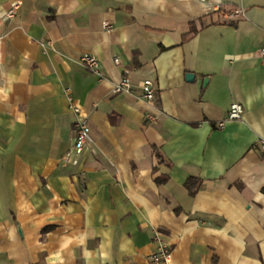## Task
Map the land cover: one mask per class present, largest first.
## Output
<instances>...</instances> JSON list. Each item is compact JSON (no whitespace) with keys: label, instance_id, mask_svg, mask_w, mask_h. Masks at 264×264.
<instances>
[{"label":"crops","instance_id":"0c3cea01","mask_svg":"<svg viewBox=\"0 0 264 264\" xmlns=\"http://www.w3.org/2000/svg\"><path fill=\"white\" fill-rule=\"evenodd\" d=\"M263 47L264 0H0V264H264Z\"/></svg>","mask_w":264,"mask_h":264},{"label":"built area","instance_id":"2783aa9c","mask_svg":"<svg viewBox=\"0 0 264 264\" xmlns=\"http://www.w3.org/2000/svg\"><path fill=\"white\" fill-rule=\"evenodd\" d=\"M16 7V3H12L11 9L8 12V16L13 13ZM103 27L107 30H111V24L108 22L103 23ZM261 53L264 55V47L261 49ZM83 65L95 74L100 75V62L91 54H83L80 57ZM113 62L119 64V58L114 57ZM133 90V84L127 77H121L119 81L113 86V93H130ZM64 91L68 97V107L74 114L75 118L73 121V142L70 149L63 156V160L73 165H78L80 157L82 156L85 148L92 142L90 134V126L88 119L82 114L80 107L74 103L73 96L69 87H65ZM139 91L141 98L147 103L153 104L155 100V85L151 79H145L139 84ZM243 114V106L240 103H231L226 117L223 121L218 123V127H222L226 121L239 120ZM157 115L152 112H146L144 119L146 122H154L157 120ZM261 147L264 149V140L260 142ZM155 247L148 257L149 264H170V248L168 243L162 238L160 233H156L154 238Z\"/></svg>","mask_w":264,"mask_h":264},{"label":"trees","instance_id":"16d2710c","mask_svg":"<svg viewBox=\"0 0 264 264\" xmlns=\"http://www.w3.org/2000/svg\"><path fill=\"white\" fill-rule=\"evenodd\" d=\"M201 25H203V24L201 23ZM188 32H189V33H192V34H194V33L197 32V28H196V26H195L193 23L190 24V28H189V31H188ZM156 156H157V158L160 157V156L157 154V152H156ZM192 179H193V178L190 177V178L187 180V182H186V185L188 186V188L190 189L191 192L193 191V188H192V186H191V180H192Z\"/></svg>","mask_w":264,"mask_h":264},{"label":"water","instance_id":"95a60500","mask_svg":"<svg viewBox=\"0 0 264 264\" xmlns=\"http://www.w3.org/2000/svg\"><path fill=\"white\" fill-rule=\"evenodd\" d=\"M192 77H193V74H192V73H187V74H186V79H187V80H191Z\"/></svg>","mask_w":264,"mask_h":264}]
</instances>
